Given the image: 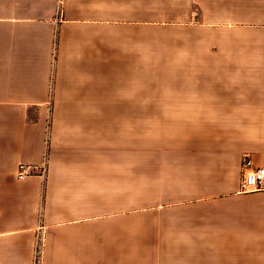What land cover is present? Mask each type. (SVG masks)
<instances>
[{"label":"crops","instance_id":"crops-1","mask_svg":"<svg viewBox=\"0 0 264 264\" xmlns=\"http://www.w3.org/2000/svg\"><path fill=\"white\" fill-rule=\"evenodd\" d=\"M163 1L0 0V264H264V0Z\"/></svg>","mask_w":264,"mask_h":264},{"label":"built area","instance_id":"built-area-1","mask_svg":"<svg viewBox=\"0 0 264 264\" xmlns=\"http://www.w3.org/2000/svg\"><path fill=\"white\" fill-rule=\"evenodd\" d=\"M46 172L45 163L41 164H24L17 166L16 177L22 179L29 175L44 176ZM240 191L256 192L264 191V163L261 166L253 167L251 158L248 154H244L241 159V183ZM40 243L36 241L34 263L39 264Z\"/></svg>","mask_w":264,"mask_h":264},{"label":"rangeland","instance_id":"rangeland-1","mask_svg":"<svg viewBox=\"0 0 264 264\" xmlns=\"http://www.w3.org/2000/svg\"><path fill=\"white\" fill-rule=\"evenodd\" d=\"M170 3H167L166 1H163L162 0V3H161V5L163 6V7H165V6H168ZM195 9H193V13L194 14H190V18H194V17H196V16H194V15H196V12L197 11H194ZM171 13H172V10H169V9H161L160 10V17H161V20H166L167 21V19H165V18H171L170 16H172L171 15ZM185 13V12H184ZM156 16V15H155ZM189 16V15H188ZM171 33H173V34H175V32L174 31H170ZM161 34L162 35H164V32H161ZM180 37V35H178V38ZM151 45V44H150ZM184 43L182 42V45L180 46V47H178V48H181V49H183V48H185L184 46ZM168 48H171V49H174L175 47L174 46H169ZM189 48H191V46H189ZM146 49H152V46H146ZM45 110H46V114H49L50 115V113H51V106H47V107H45Z\"/></svg>","mask_w":264,"mask_h":264}]
</instances>
